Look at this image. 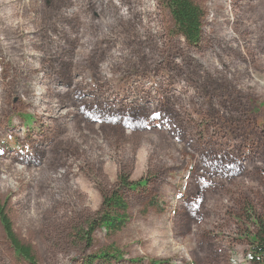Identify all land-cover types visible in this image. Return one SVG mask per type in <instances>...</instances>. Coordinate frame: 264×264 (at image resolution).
Wrapping results in <instances>:
<instances>
[{
  "label": "rangeland",
  "instance_id": "1",
  "mask_svg": "<svg viewBox=\"0 0 264 264\" xmlns=\"http://www.w3.org/2000/svg\"><path fill=\"white\" fill-rule=\"evenodd\" d=\"M192 1L204 13L195 45L162 0H0V198L36 264H257L264 0ZM81 79L86 98L107 88L128 108L86 105L75 88L60 108L72 114L36 115L48 87ZM115 189L128 223L96 226L89 243L79 233ZM0 264H27L1 227Z\"/></svg>",
  "mask_w": 264,
  "mask_h": 264
},
{
  "label": "trees",
  "instance_id": "2",
  "mask_svg": "<svg viewBox=\"0 0 264 264\" xmlns=\"http://www.w3.org/2000/svg\"><path fill=\"white\" fill-rule=\"evenodd\" d=\"M162 2L166 5L167 9L169 10L170 16L173 20L175 27L177 28L180 35L190 44L195 45L199 42V36L202 29V20L204 17V13L202 9L192 0H162ZM25 54L29 58H34L38 61L43 62L45 57L41 54H36L34 52H29L28 49H25ZM27 65L30 64L31 59H26ZM105 67H100L102 72L105 71ZM107 70V69H106ZM105 82H110L111 79H103ZM55 83V81H54ZM76 85L74 89L70 90H63L57 89L53 84L48 87V91L52 94L51 97H45L41 95L40 102L44 104V106H40L35 104L34 110L38 117L42 118L44 116H52L54 118H62L63 115L67 116L68 114H72L71 109L68 111H60V108L64 105L63 104V96L72 93L75 88L77 89L75 93L79 94V98L77 100L85 103L86 105H111L113 107H119L121 109L128 108V95H121L117 94L115 91H109L107 88L99 87L97 91H93L85 87L86 93L91 96V98H86L82 92L81 86H83V79L80 81L74 82ZM44 91V90H43ZM46 91V88H45ZM44 91V92H45ZM75 101V100H74ZM144 107L148 106L150 108V104L143 103ZM24 121L29 123L31 117L28 115H23ZM45 118V117H44ZM44 120V119H41ZM95 135H97V131H93ZM124 134V133H123ZM125 136V135H124ZM96 140V139H95ZM94 147H89V150L95 148L97 145L101 146L100 142H97ZM11 147H18L16 141H11ZM105 150V149H104ZM106 151V150H105ZM93 156H95L96 151H92ZM6 156H8L6 154ZM10 157V156H9ZM6 162V161H5ZM17 175L20 176V179H23V169L22 168H15ZM71 171L69 169H64L63 172H56V177L59 178L66 176ZM18 179V180H20ZM143 182H135V183H126L125 181L123 184L137 186L142 185ZM7 200H2L0 198V227L3 231L5 239L9 243L13 253L15 254L17 259H20L27 264H36V257L33 252L31 246L21 240V238L17 235L13 221L8 212ZM129 220L128 214V205L121 195L119 189H115L110 192L108 195L103 196V200L101 203V209L98 213L96 219L91 220L90 223H87V229L83 232L85 236H82V233H79L81 237L87 239L90 243V235L93 233V230L96 226L104 229V231L108 234H113L120 231L122 228L126 226ZM257 228V232L252 237L253 246L251 247L250 257L251 259L256 262L257 264H264V216L257 217L253 221ZM120 253L115 252L114 257L119 259ZM99 258H105L106 252H102L98 255ZM167 261L157 260V259H150L148 264H166Z\"/></svg>",
  "mask_w": 264,
  "mask_h": 264
}]
</instances>
